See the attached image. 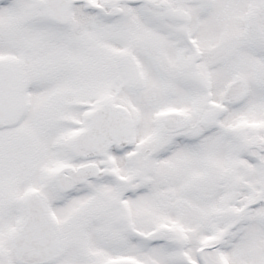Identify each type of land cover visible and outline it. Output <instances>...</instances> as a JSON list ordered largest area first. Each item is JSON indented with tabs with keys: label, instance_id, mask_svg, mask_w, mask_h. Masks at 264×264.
Masks as SVG:
<instances>
[{
	"label": "snow or ice",
	"instance_id": "obj_1",
	"mask_svg": "<svg viewBox=\"0 0 264 264\" xmlns=\"http://www.w3.org/2000/svg\"><path fill=\"white\" fill-rule=\"evenodd\" d=\"M0 264H264V0H0Z\"/></svg>",
	"mask_w": 264,
	"mask_h": 264
}]
</instances>
